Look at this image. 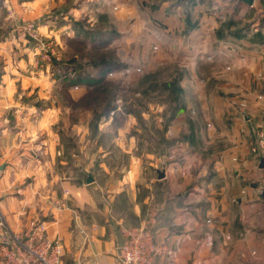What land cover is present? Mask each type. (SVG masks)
<instances>
[{
    "label": "crops",
    "instance_id": "1",
    "mask_svg": "<svg viewBox=\"0 0 264 264\" xmlns=\"http://www.w3.org/2000/svg\"><path fill=\"white\" fill-rule=\"evenodd\" d=\"M175 1L0 0V222L14 234L43 223L47 237L62 244V264H116L122 231L134 227L149 229L166 249L151 264H264V163L248 148L249 135L264 130V0L250 7L237 0ZM211 2L226 9L217 19L233 27L221 30ZM228 5L233 17H226ZM188 14L194 28L184 34ZM81 18L115 24L117 39L109 45H118L127 64L139 39L142 60L152 42L150 65L175 56L170 60L187 69L176 107L187 125L168 128L171 145L153 161L156 176L135 171L140 156L117 141L111 144L122 155L106 157L109 146L94 159L109 180L105 187L80 168L55 170L54 164L82 162L81 151L66 159L62 150L66 108L58 94L65 81L62 67L51 64L64 58L47 55L40 41L49 39L64 54L66 39L78 33L70 21ZM229 35L233 44L222 43ZM208 51L215 55L210 61ZM207 69L217 71L205 94L196 81ZM73 87L66 88L74 101L90 89ZM119 157L127 164L119 173L100 165Z\"/></svg>",
    "mask_w": 264,
    "mask_h": 264
},
{
    "label": "rangeland",
    "instance_id": "2",
    "mask_svg": "<svg viewBox=\"0 0 264 264\" xmlns=\"http://www.w3.org/2000/svg\"><path fill=\"white\" fill-rule=\"evenodd\" d=\"M68 5L69 4L66 6ZM209 6L210 9L215 11L214 17L216 19V24L218 26L220 25L219 27H221V30H223L224 27L230 28L234 26V23H231L230 26L223 27L222 24L226 22L224 20L225 18H219L220 22L217 19V17H219L218 12H221L223 15L225 14L224 12L226 9L221 10L215 2H211ZM228 7L229 9H227L228 11L226 17H233V8L230 7V5H228ZM243 14L244 10L242 9L240 10V15L242 16ZM80 20H84L85 24L90 27L95 24H105L104 28L113 27L115 29V33L117 31L115 24L112 25L105 18H98L92 25V22H90L88 18H81ZM106 23H108V25H106ZM130 25L132 26V22ZM116 36L115 38L117 39ZM229 36L226 37V41L220 42L233 44V39ZM215 38L220 39L216 34ZM44 41H40V45L42 44V49L47 51V55L51 53L52 55L59 54L64 59L73 57L82 65L90 64L93 61V58L98 54L90 50H86L85 48H78L77 45L76 47L78 48V51L74 54L72 45L68 46V44L65 48V53L63 54L62 51L59 52L56 49L49 39L47 42ZM140 43L141 40H136L133 50L128 54L127 58L129 60H126L130 62L129 64L122 60L124 56L123 53H120L119 55V58L127 64L126 67L130 70L127 75L124 77H107L106 75L104 77L105 80L112 83L106 88L104 85L101 87V90H105L106 94H97L96 97H93L100 90L98 91L97 89L94 92L90 91L85 97H83L81 106L74 104V100L72 99L71 100L73 102L66 99L64 94H58L63 106L67 109L63 110L65 112L63 113L62 118L64 131L61 138H63L66 143L65 148L62 150L66 159H69L68 157L75 151L78 152L80 150L81 152L78 154L81 156H79L78 159L82 162L74 163L75 165L72 162L63 165L54 164V167H56L55 170L59 169V172L69 173L73 172L76 168H80L84 171L83 176L87 172L93 173L97 176V183L100 186L104 185L105 187V183L109 180L104 178L101 168L99 167V163L96 162L98 160L94 159L100 152L106 149L105 147L108 148L109 146H112L113 148L109 152H103V154H105L106 157L107 155H117V151L122 150L111 144L112 141H117L127 143L128 147L131 145L130 155L135 157L140 156V165H137V163H134L133 165L135 166V171L141 169V171L146 173L145 176H156L153 161L159 157H164L165 153L169 152V146L171 145L170 139H167L169 138L168 128L171 127V125L176 124L180 126L187 125V119L184 114L181 115V117L176 114V107L181 103L180 95L182 94V87L180 85V81L186 76L187 69L181 64H175V60H170L172 58L177 59L175 56H171L172 58H164L166 60L164 64L153 63L150 65L152 61L149 55L154 54L157 51V45L150 42L148 46L149 53L146 54L142 60V50L138 48ZM210 45L211 41H209L207 47ZM109 47L113 46L110 45ZM114 48L116 51L119 50V47L116 44H114ZM206 55L209 56L207 58L209 61L210 59L215 58V55H213L211 51H208L205 56ZM213 71H217V69H207L203 71V73L199 74L200 76L197 75L198 81L196 82L197 84L199 83L200 86H203L205 94L213 85L214 79L210 77ZM85 73L92 75L95 74V71L87 67ZM146 76L147 78L144 80ZM199 77L207 79L202 80ZM199 79H201L203 83L200 82ZM171 85H173V87ZM193 85L195 86L194 83ZM73 88L76 87L74 86ZM76 101L77 100H75V102ZM106 101H108V104L111 106H114L115 109L110 111L106 118H101L100 111H104V106L107 105L105 104ZM191 108L192 109H189V111H195L193 107ZM261 131L264 132V130H260L258 132ZM258 132H254L249 135L248 139L249 153L255 159L258 158L250 152V145L256 142V133ZM129 139L131 142H128ZM121 153L122 152H119L118 155H122ZM88 156H92V158L94 156V163H92L91 160L88 162ZM119 159L120 161L114 165L111 163H100V165L103 169H105L106 166L113 167L115 171L119 173L127 168L125 160H121V157H119ZM137 167L139 168L137 169ZM162 168L157 167V170ZM0 264H2L1 256Z\"/></svg>",
    "mask_w": 264,
    "mask_h": 264
},
{
    "label": "built area",
    "instance_id": "3",
    "mask_svg": "<svg viewBox=\"0 0 264 264\" xmlns=\"http://www.w3.org/2000/svg\"><path fill=\"white\" fill-rule=\"evenodd\" d=\"M129 71L128 67L112 70L107 77H124ZM250 152L264 163L263 131L256 133V142L250 145ZM122 233L116 264H151L155 256L166 252L147 228H128ZM62 249L59 239L47 237L43 223L36 224L25 233L14 234L0 222L2 264H62Z\"/></svg>",
    "mask_w": 264,
    "mask_h": 264
},
{
    "label": "trees",
    "instance_id": "4",
    "mask_svg": "<svg viewBox=\"0 0 264 264\" xmlns=\"http://www.w3.org/2000/svg\"><path fill=\"white\" fill-rule=\"evenodd\" d=\"M165 1V0H161ZM186 1L191 0H176L173 3V6H176L177 4H181ZM193 1V0H192ZM68 7V6H67ZM66 7V8H67ZM71 27L73 29H76L78 33L75 35V37L66 39V44L68 46L72 45L73 47V53L76 54L78 51V48H85L86 50H90L92 52L98 53L96 57L93 58V61L88 65H82L79 61H77L75 58L71 57L69 59H63L62 63L55 62L52 63L51 66L53 68L56 67H62L64 77L62 78V81H65L64 88L60 91L61 94H64L66 99H69L71 102V98L69 97L67 93L68 86H75L78 84L82 85H88L90 89L88 92H86L82 97H80L76 102L73 103L81 106L83 97H85L90 91H95L98 89L99 92H97L93 97H96L97 94H106L105 90H101V87L104 85V87H108L110 83L108 80H105V76L108 72L120 68H124L127 66L126 63H124L119 56L117 55V51L114 47H109L110 45V39L112 36H116L117 34L115 31H111L112 29L108 30V28H104L105 24H95L94 26L90 27L87 24H85L84 20H71ZM227 22V23H226ZM224 22L222 25L223 27L230 26L233 21L228 20ZM185 26L183 33H188L193 27L191 24L190 15L188 14L185 17L184 20ZM233 33H231L232 35ZM218 38L220 37V34L218 32L216 33ZM234 36V35H233ZM255 36V35H254ZM77 45V47H76ZM93 63V64H92ZM91 68L95 71V74H88L85 73L86 68ZM80 69L81 73H77L75 77L70 76L71 72H75V70ZM147 76L144 78L146 80ZM142 82V81H141ZM173 87V85H171ZM107 105L104 106V111H100V117L106 118L107 114H109L110 111L115 109L114 106H111L108 104V101H106ZM176 110V109H174ZM97 129V127H96Z\"/></svg>",
    "mask_w": 264,
    "mask_h": 264
},
{
    "label": "water",
    "instance_id": "5",
    "mask_svg": "<svg viewBox=\"0 0 264 264\" xmlns=\"http://www.w3.org/2000/svg\"><path fill=\"white\" fill-rule=\"evenodd\" d=\"M237 1L244 3L249 7L252 6L254 3V0H237ZM162 177H163V175L159 174V178H162ZM91 181H92V178L90 176H88L87 182H91ZM262 197H263V203H264V196H262Z\"/></svg>",
    "mask_w": 264,
    "mask_h": 264
}]
</instances>
